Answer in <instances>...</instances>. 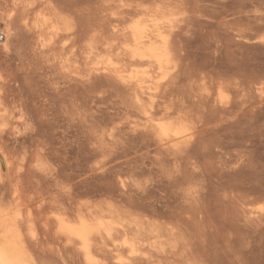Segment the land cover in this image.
<instances>
[{
  "label": "rangeland",
  "instance_id": "obj_1",
  "mask_svg": "<svg viewBox=\"0 0 264 264\" xmlns=\"http://www.w3.org/2000/svg\"><path fill=\"white\" fill-rule=\"evenodd\" d=\"M53 1L50 11L71 15L85 49L93 33L103 31L110 39L114 13L134 4V0ZM178 1L173 33L177 66L164 82L170 75H178L177 82L185 79L180 97L192 102L194 97L200 105L188 113L193 137L181 141L172 153L160 146L144 133L139 114L128 111L132 91L102 70H91L96 60L101 64L97 66L103 65L104 56L89 63L84 53L74 58L66 52L63 60L51 57L46 62L52 65L35 63L24 51L27 33L17 23L9 54H0V83L13 78L16 98L6 103L9 116L0 123H15L19 132L26 129L18 139L24 141L22 147L29 146L32 162L22 168L17 183L15 164L22 147L7 134L0 144L4 162L0 160V188L7 193L21 188L33 203L43 200L45 206L74 194L78 202L110 205L117 218L127 215L126 221L157 227L162 236L163 229H173V236L159 240L165 245L156 244L183 255L170 264H264V0ZM66 41L69 48L70 40ZM107 56L114 59L115 52ZM121 66L125 73L136 69L129 62ZM6 157L13 161L10 167ZM37 225L34 232L41 239Z\"/></svg>",
  "mask_w": 264,
  "mask_h": 264
},
{
  "label": "bare ground",
  "instance_id": "obj_2",
  "mask_svg": "<svg viewBox=\"0 0 264 264\" xmlns=\"http://www.w3.org/2000/svg\"><path fill=\"white\" fill-rule=\"evenodd\" d=\"M180 2L178 0H134V4L120 6L122 8L118 13L113 12V23L111 31H109L112 39L110 37V40L103 31L93 33L88 40V47L85 49L82 47L83 45H80L82 36L79 33L77 34V30L71 20V15H64L56 10L50 11L49 8L52 6L50 0H0V26L2 25V28H0V39H2V41L0 40V54L7 51V54H9V44L13 36L12 31L18 23L27 33V43L25 44L24 51L35 63L39 61L40 63H49L51 57L63 60L65 58L63 56L68 52L72 56L75 55L74 58L77 54L82 55L84 53L83 58L88 60V62L93 61L97 56H104L103 65L97 66L99 62L96 60L97 67L95 66L94 69L92 67L91 70H102L106 75L112 76L114 80L122 85V88L124 87L128 91H132L131 98L128 101L130 104L128 111L139 114V117L144 120V133H150L155 137L156 142L160 146L166 149L170 148L172 153L174 151L172 148H176L181 141L193 137L191 115H188V113L190 114L194 110L193 108L199 109L200 107L198 102L196 104L194 101V97L193 102L192 100H188V98L185 99L183 94L180 97L179 90L181 89L179 87L180 85L183 86L182 82L185 79L177 82L178 75H170V80L164 82L166 77L169 76L168 74L174 72L177 66L178 52L176 41H174V30L176 27L175 14L178 12L177 8ZM133 14H135L134 18L129 21L128 18ZM175 37H177V33ZM64 38L66 39L64 40ZM67 39L70 40L69 48L67 47ZM57 46H59L58 50ZM113 51L115 52L114 59L107 56L108 52ZM32 60L30 63H32ZM122 62H129L136 69L132 73H127L126 70V74L125 70L122 69ZM47 65H52V63ZM99 65L101 64L99 63ZM5 69H9V67ZM12 80L14 79L6 78V81L0 83V104L3 105L0 108V119H5L9 116L6 103H14L16 98V90L10 83ZM189 87L191 90H194V87L192 88L190 84L188 85V89ZM204 96L206 97V95ZM186 100L188 101L186 102ZM124 108L126 109V107ZM24 114L21 116H24ZM28 118L31 119L32 117ZM14 124L12 126L7 123H0V144L8 134L14 135L12 136L13 141L16 144L19 142L22 147L24 141H19L18 136H21V134L18 135V133L21 131L24 133L26 129L19 132L20 127H17L16 124L14 126ZM31 131L30 133L34 132V130ZM32 137L34 138V136ZM27 146L24 145L22 147V156L15 164L18 166L15 169L17 183L20 182L19 178L22 176V168L26 165L27 167L30 166L32 162L31 152L29 153L30 149ZM0 148V152H2L3 147ZM38 150L40 151V149ZM175 152H177V149ZM37 154L35 158L39 157ZM5 159L8 167H10L9 165H13V161L10 158L6 157ZM39 159H36L37 162ZM0 160L3 162V159ZM44 160H47V158ZM35 163H33L34 168ZM90 169L94 170L92 167ZM41 170L40 172H42ZM0 178L2 179L1 175ZM178 184L176 183V185ZM18 189L14 188L11 192L7 193L0 188V264H170L182 255L179 256L175 251L169 250L168 252L164 248L157 246L159 244L162 247L163 242L160 244V241L162 238L163 240L165 239L163 236L170 237L174 235L173 229L169 228L167 231L163 229V231L165 230V235L162 236L160 231L156 230L157 227L155 229L151 228L153 226L147 228L149 225L145 227V224L137 222L138 220L134 219L126 221L124 217L128 219L127 215L122 216L123 219L120 216L117 218L118 213L116 215L115 210L110 205L105 208L94 201L83 200L82 202L81 200V202H78L80 200L74 194L62 199V201H54V203L48 206H45L46 204L43 205V200L33 203V198H28L27 194H23V192H20L22 190L19 191ZM145 200L147 202V199ZM138 210L141 211V209ZM36 213L40 216H36ZM35 224L36 226H38L37 224H40L39 227L41 226V239L36 237ZM160 235L162 236L161 239H159ZM151 238H153V241H150Z\"/></svg>",
  "mask_w": 264,
  "mask_h": 264
}]
</instances>
